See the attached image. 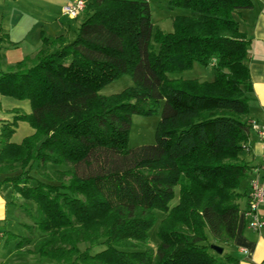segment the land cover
<instances>
[{
  "label": "trees",
  "instance_id": "16d2710c",
  "mask_svg": "<svg viewBox=\"0 0 264 264\" xmlns=\"http://www.w3.org/2000/svg\"><path fill=\"white\" fill-rule=\"evenodd\" d=\"M167 5L186 11L170 32L153 29L147 0H91L72 40L42 36L34 58L0 71V94L31 106L0 123V173L11 174L0 185L25 199L8 203L31 220L18 223L23 232L4 230L2 248L32 243L54 264H237L212 245L234 239L251 171L239 157L251 133L250 40L236 16L253 1ZM4 41L0 30V50ZM195 63L211 65L213 79L169 77ZM123 74L132 86L100 94ZM160 105L154 142L130 148L132 115ZM19 119L35 132L14 143Z\"/></svg>",
  "mask_w": 264,
  "mask_h": 264
},
{
  "label": "crops",
  "instance_id": "0c3cea01",
  "mask_svg": "<svg viewBox=\"0 0 264 264\" xmlns=\"http://www.w3.org/2000/svg\"><path fill=\"white\" fill-rule=\"evenodd\" d=\"M70 1L72 0H0V30L9 40L1 43L0 71H6L18 61L34 58L42 47V36L63 35L72 40L84 19V11L75 18L65 15L62 7ZM252 1L253 6L241 9L236 18L240 25L242 20L246 24L245 32L250 40L247 62L253 91L248 94V116L264 126V0ZM183 13H186L183 9H173L172 18ZM54 48L55 46L50 47L51 50ZM3 121L7 120L0 122ZM246 146L239 157L251 166L249 178L257 177L264 186V173L260 171L264 164V140L251 131ZM9 175L11 174L0 173V182ZM246 191L245 180L240 186L243 196L238 201L240 211L235 237L231 243L222 247L224 252L237 260V264H264V227L253 230L246 226L243 214L248 202ZM13 196L7 184L0 185V252L4 250L3 231L10 230V218L17 215L15 207L8 203ZM259 213L264 219V205L260 207Z\"/></svg>",
  "mask_w": 264,
  "mask_h": 264
},
{
  "label": "rangeland",
  "instance_id": "374dc122",
  "mask_svg": "<svg viewBox=\"0 0 264 264\" xmlns=\"http://www.w3.org/2000/svg\"><path fill=\"white\" fill-rule=\"evenodd\" d=\"M86 3L91 0H85ZM149 3L151 18L153 23V29H159L161 31L170 32L173 30V22H172V13L173 9L169 8L167 5V0H147ZM243 31H246V24L241 21L240 25ZM154 45V41H152ZM7 70V69H6ZM169 77L171 78H182V79H198L199 81H210L213 79V68L210 66H203L199 63H195L192 68L185 70L181 73H170ZM204 77V78H201ZM134 84L131 76L129 74H123L118 78L108 82L105 84L101 90L100 94L110 95L113 93L122 92L127 87H130ZM253 101V100H252ZM162 104V103H161ZM160 109L156 113H152L149 115H141V114H133L131 117V124L128 136V146L130 148L143 145L150 144L154 142V134L156 125L160 118ZM31 106L29 101L21 100L14 98L9 95H1L0 94V117L2 120H7L8 122H13L15 117L18 115V112L22 113H30ZM1 123V122H0ZM1 126V125H0ZM14 130L10 135V141L14 143H20L26 136L34 133L35 129L30 125V123L26 120H17L13 125ZM46 173L52 174L54 177L56 174L52 173L53 170L49 169L45 171ZM19 171L14 174H18ZM30 174L38 179L43 181H48L39 174L36 173L35 170H32ZM49 183H56L55 181ZM14 200L17 204H24L25 199L21 197L20 194L14 193ZM178 200V187H175V196L171 200V205L175 204ZM163 215L160 212H156L157 221L154 226L149 231V245L151 247H155L156 240V229L158 222L160 221ZM21 223H31V220L25 216L23 212L17 213L16 217L12 216L9 222V229L16 233L23 232ZM4 235V234H3ZM5 236V235H4ZM3 236V237H4ZM2 237V238H3ZM13 242L9 243V247L3 248L4 250L0 252V264H54L49 260L41 259L37 254L32 253V243L27 247L21 250H13ZM80 250H83L87 244L81 243L78 245ZM100 247L96 246L92 250L97 251Z\"/></svg>",
  "mask_w": 264,
  "mask_h": 264
},
{
  "label": "built area",
  "instance_id": "2783aa9c",
  "mask_svg": "<svg viewBox=\"0 0 264 264\" xmlns=\"http://www.w3.org/2000/svg\"><path fill=\"white\" fill-rule=\"evenodd\" d=\"M86 4L85 0H72L63 5L62 12L71 18H75L85 10ZM249 122L251 131L257 133L264 140V126L259 125L255 119H251ZM260 171L264 173V164ZM246 195L248 202L243 211L246 226L253 230H260L264 227V219L259 213L260 207L264 205V186L257 177L249 178Z\"/></svg>",
  "mask_w": 264,
  "mask_h": 264
},
{
  "label": "water",
  "instance_id": "95a60500",
  "mask_svg": "<svg viewBox=\"0 0 264 264\" xmlns=\"http://www.w3.org/2000/svg\"><path fill=\"white\" fill-rule=\"evenodd\" d=\"M212 249H214L217 253H222L223 251V247L219 246V245H212Z\"/></svg>",
  "mask_w": 264,
  "mask_h": 264
}]
</instances>
